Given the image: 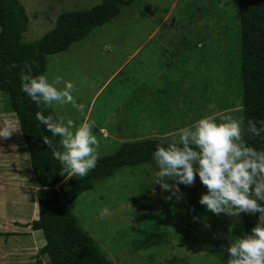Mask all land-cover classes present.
I'll list each match as a JSON object with an SVG mask.
<instances>
[{"label": "rangeland", "instance_id": "1", "mask_svg": "<svg viewBox=\"0 0 264 264\" xmlns=\"http://www.w3.org/2000/svg\"><path fill=\"white\" fill-rule=\"evenodd\" d=\"M18 1L29 18L23 42L30 44L53 30L61 14L105 0ZM240 39L239 0H136L68 51L48 57L45 74L73 81L85 111L49 107L77 126L95 121L98 159L128 142H173L180 128L205 115L217 121L243 116ZM5 130L10 134L0 137V264H37L46 243L43 232L29 226L38 218L37 184L18 118L0 92V131ZM157 170L155 163L126 167L97 181L71 204L81 228L114 264H227L228 237L245 232L243 213L216 215L200 205L206 188L198 177L191 186L179 185V200L167 199L171 193L154 184ZM104 207L111 215H99Z\"/></svg>", "mask_w": 264, "mask_h": 264}, {"label": "trees", "instance_id": "2", "mask_svg": "<svg viewBox=\"0 0 264 264\" xmlns=\"http://www.w3.org/2000/svg\"><path fill=\"white\" fill-rule=\"evenodd\" d=\"M135 1L105 0L90 10L63 13L53 30L36 43L28 44L23 42L29 25L25 7L18 0H0V92L8 96L10 110L18 118L38 188V218L29 226L34 232L42 231L46 243L39 249L37 264H42V258H47L49 264H114L81 228L71 204L82 193L92 190L97 181L112 177L119 170L154 164L152 153L157 145L169 143L153 139L124 143L114 155L99 158L96 167L85 177L69 178L67 186L57 190L63 181L61 166L52 157L43 137L52 139L57 146L59 137L53 138L46 126L37 121L36 113L42 109L20 91V73L27 62L33 75L45 74L49 56L68 51ZM239 19L242 117L245 122L264 120V0H239ZM43 114L59 120L49 106L43 109ZM244 141L254 148H264L261 137L245 134ZM243 215L244 234L250 233L258 214Z\"/></svg>", "mask_w": 264, "mask_h": 264}, {"label": "clouds", "instance_id": "3", "mask_svg": "<svg viewBox=\"0 0 264 264\" xmlns=\"http://www.w3.org/2000/svg\"><path fill=\"white\" fill-rule=\"evenodd\" d=\"M110 48V45H105ZM20 91L25 93L41 111L36 119L46 126L53 138L59 137L58 146L53 140L43 137L52 150V157L60 164V174L65 179L85 177L97 165L98 140L93 133L95 121L82 122L78 126L72 119H54L43 114L52 104L71 105L79 112L85 111L83 103L74 96L75 84L55 76L51 80L46 74H32L27 62L20 73ZM209 104V110L215 109ZM10 131H0V137L9 136ZM262 137L264 120L245 122L241 116H226L217 121L205 115L194 124L178 130V139L167 146L157 145L152 153L157 171L154 184L169 191L170 199L183 195L179 185L191 186L199 178L205 186L199 204L213 214L238 217L241 213L258 214L256 225L250 233L229 236L225 249L227 264H264V148L257 149L245 143L243 136ZM173 181L169 184L168 181ZM62 183L56 187L58 190ZM101 217L111 215L108 207L100 210Z\"/></svg>", "mask_w": 264, "mask_h": 264}, {"label": "crops", "instance_id": "4", "mask_svg": "<svg viewBox=\"0 0 264 264\" xmlns=\"http://www.w3.org/2000/svg\"><path fill=\"white\" fill-rule=\"evenodd\" d=\"M102 134L106 137L107 136V132H105V131H102ZM64 180H65V178L63 179V181H62V183L64 182ZM67 180V179H66ZM10 186H12V187H17V185L18 184H9ZM21 187V186H20ZM18 188V187H17ZM35 190H38V188L37 187H35ZM37 216H38V214H37ZM13 238H16L15 236L13 237ZM6 240V239H5Z\"/></svg>", "mask_w": 264, "mask_h": 264}]
</instances>
